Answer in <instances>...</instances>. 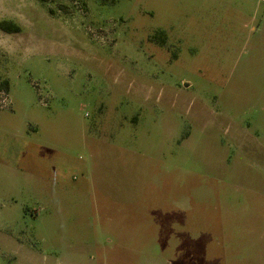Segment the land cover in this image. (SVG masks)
<instances>
[{"label":"rangeland","instance_id":"rangeland-1","mask_svg":"<svg viewBox=\"0 0 264 264\" xmlns=\"http://www.w3.org/2000/svg\"><path fill=\"white\" fill-rule=\"evenodd\" d=\"M3 20L0 264H264L262 0H0Z\"/></svg>","mask_w":264,"mask_h":264},{"label":"trees","instance_id":"trees-1","mask_svg":"<svg viewBox=\"0 0 264 264\" xmlns=\"http://www.w3.org/2000/svg\"><path fill=\"white\" fill-rule=\"evenodd\" d=\"M50 1L51 0H41V2L43 3H48ZM0 30L8 34H17L22 31V28L17 23L11 20H3V21H0ZM160 35H163L162 32H159L156 35V39H158V37H161ZM162 43H165V39L162 40ZM9 91H10V82L8 79L3 78L0 73V94L2 93L8 94Z\"/></svg>","mask_w":264,"mask_h":264},{"label":"built area","instance_id":"built-area-1","mask_svg":"<svg viewBox=\"0 0 264 264\" xmlns=\"http://www.w3.org/2000/svg\"><path fill=\"white\" fill-rule=\"evenodd\" d=\"M264 2V0H262Z\"/></svg>","mask_w":264,"mask_h":264}]
</instances>
